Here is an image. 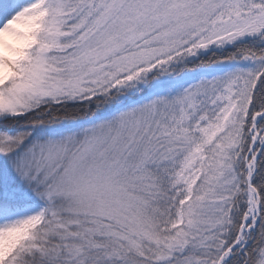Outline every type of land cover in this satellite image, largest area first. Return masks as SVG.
Instances as JSON below:
<instances>
[{
	"label": "snow or ice",
	"instance_id": "6c2138e0",
	"mask_svg": "<svg viewBox=\"0 0 264 264\" xmlns=\"http://www.w3.org/2000/svg\"><path fill=\"white\" fill-rule=\"evenodd\" d=\"M0 264H264V0H0Z\"/></svg>",
	"mask_w": 264,
	"mask_h": 264
}]
</instances>
